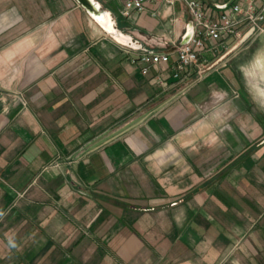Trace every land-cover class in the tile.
I'll list each match as a JSON object with an SVG mask.
<instances>
[{"label": "crops", "instance_id": "0c3cea01", "mask_svg": "<svg viewBox=\"0 0 264 264\" xmlns=\"http://www.w3.org/2000/svg\"><path fill=\"white\" fill-rule=\"evenodd\" d=\"M96 1L127 42L76 0H0V264H264V32L178 78L183 2Z\"/></svg>", "mask_w": 264, "mask_h": 264}, {"label": "built area", "instance_id": "2783aa9c", "mask_svg": "<svg viewBox=\"0 0 264 264\" xmlns=\"http://www.w3.org/2000/svg\"><path fill=\"white\" fill-rule=\"evenodd\" d=\"M149 2L168 5L183 2L188 7L198 27L189 43L178 46L176 56L177 69L174 73L178 78L182 77V72L186 67L198 65L200 53L205 49V41L208 39L219 41L225 35H232L240 41L246 36V32L249 33L250 37L264 32V0L261 11L255 8L252 3H249L247 7H243L241 4L242 0L234 3L222 11L218 21H215L209 15L208 5L203 0H125L122 15L129 18L135 12H144ZM240 26L246 27L247 31H242ZM170 60L171 55L169 53H152L143 54L139 62L142 65L149 62L159 64ZM142 72L146 74L148 67L143 66Z\"/></svg>", "mask_w": 264, "mask_h": 264}, {"label": "water", "instance_id": "95a60500", "mask_svg": "<svg viewBox=\"0 0 264 264\" xmlns=\"http://www.w3.org/2000/svg\"><path fill=\"white\" fill-rule=\"evenodd\" d=\"M89 14L90 16L99 23L106 31L116 36L118 39L121 37L123 40L119 39L122 42H127L128 38L119 33L118 29L113 22L112 16L110 12L105 9L102 5H100L96 0H76ZM227 7V6H225ZM191 36L184 41V44L190 42Z\"/></svg>", "mask_w": 264, "mask_h": 264}, {"label": "bare ground", "instance_id": "6f19581e", "mask_svg": "<svg viewBox=\"0 0 264 264\" xmlns=\"http://www.w3.org/2000/svg\"><path fill=\"white\" fill-rule=\"evenodd\" d=\"M119 39L123 40V38H121V37Z\"/></svg>", "mask_w": 264, "mask_h": 264}]
</instances>
